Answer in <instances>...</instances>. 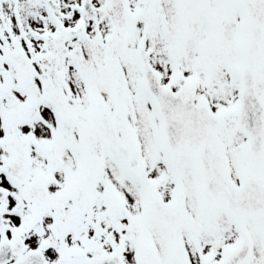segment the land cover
<instances>
[{
	"label": "snow or ice",
	"instance_id": "1",
	"mask_svg": "<svg viewBox=\"0 0 264 264\" xmlns=\"http://www.w3.org/2000/svg\"><path fill=\"white\" fill-rule=\"evenodd\" d=\"M0 264H264V0H0Z\"/></svg>",
	"mask_w": 264,
	"mask_h": 264
}]
</instances>
